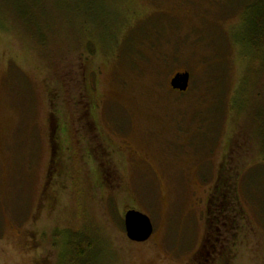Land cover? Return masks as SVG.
I'll use <instances>...</instances> for the list:
<instances>
[{
    "label": "rangeland",
    "instance_id": "obj_1",
    "mask_svg": "<svg viewBox=\"0 0 264 264\" xmlns=\"http://www.w3.org/2000/svg\"><path fill=\"white\" fill-rule=\"evenodd\" d=\"M255 1L101 0L112 27L85 3L84 19L51 6L42 36L0 4V264H74L79 244L89 264H264L260 169V206L245 203L212 258L204 245L241 120L250 152L239 161L259 162L264 48L241 43ZM186 71L189 89H173ZM129 209L151 218L149 240L127 237Z\"/></svg>",
    "mask_w": 264,
    "mask_h": 264
},
{
    "label": "trees",
    "instance_id": "obj_2",
    "mask_svg": "<svg viewBox=\"0 0 264 264\" xmlns=\"http://www.w3.org/2000/svg\"><path fill=\"white\" fill-rule=\"evenodd\" d=\"M257 2L255 1V4L253 6H247L246 8L247 12L252 8H254V11L252 12V14H250V18L247 17L245 19L244 23L242 21L243 25H248L249 31L247 33V39H243L241 43L247 51H251V53L256 52L259 55L260 50L264 48V0H258ZM83 3L86 4V9L91 8L92 10L93 8H97V12L98 10L102 11L101 14H104V17L101 18V23L107 22L108 27H112V25L114 24V19L109 23V19L111 20V18L106 17L108 13L102 7L101 0H0L1 5L5 4L6 6H8V11L10 12L13 19L15 18L17 21H23V24L25 26L28 25L31 27L29 28V32L31 31L35 34V31H37L39 32V36H42V33L45 32L42 31V27L46 25V30L49 32L52 31L53 27L48 25L50 22H52V17L48 12L51 6H53L54 9L59 10L60 13L61 10L67 11V8L72 7V9L77 12V15L80 18L84 19V17H87V13L90 12V9L88 10V12H86V9L84 10L85 5ZM86 34L89 35L87 31ZM92 43V40L88 38L86 42L87 45H84L86 46L90 56L93 55L95 51L94 47H92ZM129 63H133L132 58L130 59ZM51 104L52 109L50 114L51 119L54 120V117H58V113L56 107L53 106L52 98ZM263 108L262 106L258 105L256 113L252 114L254 132H256V135L259 138L261 150L259 151V162L257 164L251 165V163L246 162V160L239 161L245 155L246 151L250 152V149L248 148L249 141L247 140L248 135L246 134V122L241 120L239 130L235 135L230 151L226 154V157L224 158V161L220 166L214 187L212 188V191L210 193L206 217L207 233L204 243L206 247H213L210 252L208 251L210 253V258L216 255L217 252L214 251L216 246L220 243H223L222 230H232L235 233L234 236L238 234L241 226L240 221L246 219L247 216L245 203H249L251 205L254 204L255 206H257V208L258 206H260V203H258L257 200L258 197L255 198L254 193L251 191V189L254 188V184L250 181V176H252L255 170H262L259 173L260 180L257 183V186H260L262 189H264ZM53 143H56L54 139ZM55 147L56 146L54 145L53 149L56 153L57 148L55 149ZM81 245L82 244H79L74 247L72 263L89 264L88 262H83L84 260H82L87 255V249H83Z\"/></svg>",
    "mask_w": 264,
    "mask_h": 264
},
{
    "label": "water",
    "instance_id": "obj_3",
    "mask_svg": "<svg viewBox=\"0 0 264 264\" xmlns=\"http://www.w3.org/2000/svg\"><path fill=\"white\" fill-rule=\"evenodd\" d=\"M191 73L179 72L171 79V86L175 90L185 92L190 87ZM124 224L127 237L133 242H145L153 234L154 226L151 218L136 209H129L125 213Z\"/></svg>",
    "mask_w": 264,
    "mask_h": 264
}]
</instances>
